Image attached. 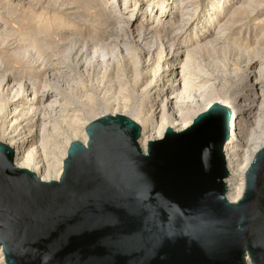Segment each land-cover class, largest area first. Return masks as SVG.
I'll return each mask as SVG.
<instances>
[{"label":"water","instance_id":"1","mask_svg":"<svg viewBox=\"0 0 264 264\" xmlns=\"http://www.w3.org/2000/svg\"><path fill=\"white\" fill-rule=\"evenodd\" d=\"M229 107L212 99L180 133L137 144L122 115L86 127L57 182L12 167L0 143L5 264H264V148L241 199L225 198Z\"/></svg>","mask_w":264,"mask_h":264},{"label":"bare ground","instance_id":"2","mask_svg":"<svg viewBox=\"0 0 264 264\" xmlns=\"http://www.w3.org/2000/svg\"><path fill=\"white\" fill-rule=\"evenodd\" d=\"M80 1L96 4L99 0ZM103 1L106 5L107 1ZM163 1H171L170 5L175 10L177 7L178 11L168 12L170 5L157 9V5ZM199 1L147 0L148 10L140 9L137 14L138 5L135 4L137 6L124 22L121 18L113 19L108 12H101L100 16L109 23L122 24L113 28L116 34L111 48L107 44H98L101 40L91 39V36L87 43L83 42L81 50L76 51L75 45L80 42L81 30L78 34H71L73 38L67 44L59 46L48 35L44 26H36L40 22L36 18L38 22L32 24L36 31L21 35L25 37L21 43L32 40V44L19 45L9 50V55H13L15 62L13 67L10 64L4 65V61L0 60V121L3 123L0 135L5 139L0 143L12 150V167L34 173L39 182H57L63 172V160L67 157L70 143L77 141L86 145L85 127L91 120H87L88 123L81 122V117L75 115L73 121L77 127L59 132L65 121L61 120L62 124L58 121L63 116L62 112H65L64 104L70 103L68 98L71 89L79 87L84 90L83 84L74 78L75 84L66 85L67 92L61 91L58 87L60 75L70 74L69 77H72L79 69L81 73L98 70L100 75L94 76L95 83L93 81L94 84L88 87L93 90L103 87L106 94L114 90H118L120 94L126 91L128 82L124 80V73L127 71L132 74V84L144 79L146 93L150 94L146 114L144 117L137 114L132 116L134 119H129L140 128L137 144L145 154L148 142L162 140L167 126L174 133L184 131L193 121L192 117L186 119V113L202 105L212 93L215 94L216 84L208 82H216L225 76L218 75L221 70L216 68L219 65L217 62L208 60L204 66L199 61L204 54L210 57L217 55L221 59L220 64L234 66L233 74L230 73L233 82L237 73L243 78L240 87L229 96V101L219 102L229 107L231 115L229 138L223 146L225 169L228 173L223 179L225 198L230 203L238 202L245 190L246 171L254 161L256 152L264 148V0H212L215 4L209 9L211 14L203 18V22L195 23L192 18L198 11ZM206 1L203 2L206 4ZM124 5L125 3L119 10L122 11ZM145 11H149V15L154 13L157 25L142 22L140 16ZM173 13L176 14L172 16ZM84 15L81 13L75 16H89ZM167 19L168 24L164 25ZM1 27L3 30L5 24L0 21ZM120 27L133 30L130 39L121 41L118 38ZM11 32L10 30L9 35ZM192 32L195 33L194 37L191 36ZM2 38L6 40L4 36ZM63 38V42L69 39L66 35ZM4 43L1 41V45ZM88 43L89 46L86 47ZM58 47H62L61 52ZM72 52L76 59L82 53L78 68L70 64ZM56 56H60L61 62L71 71L58 69L54 64ZM16 65L19 67L16 68ZM209 68L212 69L211 74L208 73ZM194 89H201L202 93L190 96ZM5 98H9L6 104ZM88 98L90 101L93 99L87 96ZM103 108V105L98 106L100 110ZM122 109L121 112H124L127 108ZM112 113L105 116L119 115ZM105 116H97L96 119ZM58 135L61 138L57 139ZM246 263L250 264L248 258ZM0 264H5L1 246Z\"/></svg>","mask_w":264,"mask_h":264},{"label":"rangeland","instance_id":"3","mask_svg":"<svg viewBox=\"0 0 264 264\" xmlns=\"http://www.w3.org/2000/svg\"><path fill=\"white\" fill-rule=\"evenodd\" d=\"M203 1L204 0L199 1L200 6L198 8V11L195 12L196 14L194 13V17L192 18V20L195 23L203 22L202 19L205 18L207 15L211 14L209 9L213 8V5L215 4L214 2L212 3V0H207L206 4ZM103 2H104L103 0H99L96 4H88L80 0H5V2H3V0H0V13H2L0 21L5 24V28L3 30H2V27L0 28V60L4 61V65L10 64L9 66L13 67L15 62H13L14 60L13 55H9V50L19 45L28 46L29 44H32V40H28V41H25V43H21V40L25 38L24 36H21V35L25 33H29V34L34 33L36 29L33 28L34 26H32V24L38 21L40 22L37 23L36 26L37 27L40 25L44 26L47 29L48 35L53 39L55 43H57V45L59 44V46L61 44L62 45L67 44V42H69V40L73 38V35L71 34L73 33L78 34V31L81 30L80 31L81 37L79 39L80 42L75 45L76 51H80L81 46H83V42L86 41L85 43H87L88 38H90L91 36H92L91 39L101 40V41H98V44L99 43L107 44L111 48V45H113L114 43L113 42L114 35L116 34L114 33L115 32L114 29L121 26L122 24H118L119 25L118 26V25H114L113 23H109V21H107L104 17L100 16V13L103 11L108 12L109 14H111L113 19L117 20L121 18L123 19V22H124V20L127 19L128 14H130L137 5H138V9H136L137 14L140 9L148 10L147 0H132V1L131 0H105V2L107 3L106 5L103 4ZM123 3H125V5L121 11L119 10V8L120 6H122ZM170 4H171V1L169 2L163 1V3H159L156 8L158 9L161 6L167 7ZM173 8H174L173 5H170L167 9L168 12L175 10V8L174 9ZM175 11H178L177 7ZM81 13H83V15L86 14L89 16L82 17V18L76 17ZM192 13L193 12H191V14ZM175 14L173 13L172 16H174ZM36 18L38 21L35 20ZM140 18L143 19L142 22L144 24H151V25L158 24V22L156 21V18L154 17V13H152V15H149V11H145L140 16ZM168 19L164 21L165 23L164 25L168 24ZM10 30L12 32L9 35ZM132 31H133L132 29H128V28L126 29V27L125 28L120 27L118 38L121 41L124 40L125 38L130 39V35L132 36ZM63 35H66L67 38H69L68 40H66V42L62 41L64 40ZM3 36L6 38V40L2 38ZM191 36L194 37L195 33L192 32ZM1 41H4L5 43L1 45ZM88 46H89V43L87 44L86 47ZM58 48H60L59 51L61 52L62 47H58ZM74 52L71 53L70 64L71 66H77L78 68L80 67L78 66V64L80 65L81 63L79 60V57L81 56L82 53H80L78 56V59H76L75 58L76 56L75 57L73 56V54L75 55L76 53ZM57 57L60 59V56L54 57L55 62H57V63L54 62V64L57 66V68L58 69L61 68L63 71H66L65 69L69 71L70 68L68 66H65L61 62V59L59 60L57 59ZM200 59L201 61H199V63H201L204 66H206V64L208 63V60L217 62L219 65L216 68L217 69L220 68L218 69V71L221 70V73L218 72L219 73L218 75L221 77L223 76L225 77H223L224 79L221 78L220 80H217L216 82L214 81L208 82L211 84L212 83L216 84L215 85L216 90L214 92L215 94L213 95L212 93V95L209 97L210 99L208 98L199 107L188 111L185 115L187 120L191 119V117L193 118V116L196 115V112L198 110L207 107L208 105L207 103H209L210 100L212 99H215L218 102H222L226 100L228 102L229 96L232 95V92H234V90L240 87V84L243 80L241 74L237 73L235 82H233L231 80L232 78L230 77L231 76L230 73L232 72L233 74L232 70L234 69V66L232 64L225 65V66L220 64L219 61L221 59L217 55H215L214 57L212 56L210 57L209 55L204 54ZM18 67L19 65H16V68ZM228 67L230 69H228ZM222 69H223V72H222ZM79 70L77 74H75L74 72L72 77H69L70 74L69 76L68 74L67 75L65 74V75H60V78H59V80L60 79L61 80L59 81L60 83L58 84V87L60 88L61 91L67 92L68 90H67L66 85L68 86L74 85L75 81H79L80 84H83L82 87L84 89L82 90L79 87L78 88L74 87L71 89V93L69 94L70 98H68V100H70V103L67 104L68 106L64 104V106L66 107H64L65 112H62L63 118L60 117V120L58 121L60 123L62 122L61 120L65 121L63 122V125L61 126V129L59 131L60 133L65 131L67 128H72L73 126L77 127L73 121L75 118L74 117L75 115L80 116L82 119L81 122H86V123H88L87 120L92 121L96 119L97 116L100 117L103 115L104 116L111 115L113 114L112 112H115V114L124 115L126 117L128 116V118H131V119L133 118L132 116H137V114H140L141 117H144L147 111L148 103L150 102V94L146 93L145 85H144L146 81L144 79L136 82L135 84H132L130 82L132 74L131 72L127 71V73H124V76H125L124 80L128 82L126 91H124L123 94H120L118 93V90H114L106 94L105 88L103 87L99 89L96 88V90L89 88L90 87L89 85H92L95 83L94 76L100 75V72H98V70L97 72H94L96 70H92V71L88 70L87 73H81ZM208 70H210L208 71V73L211 74L212 69L209 68ZM74 78H76V80ZM222 80L225 82H223ZM227 80H230L231 82L230 81L227 82ZM51 90H54V89L51 88ZM191 93L192 94H190V96L193 95L192 97H194L196 95H200L202 92H201V89H194L192 90ZM87 96L93 97V99H91L90 101L89 98H88L89 100L87 99ZM117 96L119 98H117ZM115 98L117 99L115 100ZM4 101H5L4 104H6V102L8 103L9 98H5ZM100 105L104 106L102 110L98 109V106ZM229 106L232 107L231 104ZM117 108H119V112H117ZM122 108H127V109H125L124 112H121V110H123ZM70 120H72L73 122ZM2 124H3L2 121H0V127H2ZM58 136H57V139L61 138L60 136L59 137ZM3 141H5V139L0 135V142H3Z\"/></svg>","mask_w":264,"mask_h":264}]
</instances>
